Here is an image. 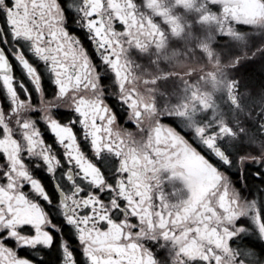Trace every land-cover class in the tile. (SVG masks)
Segmentation results:
<instances>
[{"label":"flooded vegetation","instance_id":"af4514ba","mask_svg":"<svg viewBox=\"0 0 264 264\" xmlns=\"http://www.w3.org/2000/svg\"><path fill=\"white\" fill-rule=\"evenodd\" d=\"M6 2L10 3V0ZM95 2L100 7V14L93 35L104 50V57L110 58L107 63L100 62L99 55L88 38L89 33L77 23L83 0H59L66 31L69 32V36L80 40L93 63L98 66V83L105 105L108 104L111 108L115 104L134 122L135 113L141 114L137 127L143 128L142 133L135 130L132 133L126 131L121 133L120 129L113 125V132L120 133L114 135L113 140L119 145L122 158L130 155L137 158L138 168L131 173L133 177L138 178L133 181L134 185L136 183L144 185L147 190L146 198L150 197L154 209L164 210L167 205V210L175 213L194 195H199L198 205L191 214L193 217L200 211L199 205L212 209V212L207 213L208 216L215 213L217 217H225L227 212L221 205V200H224L228 203L229 210L233 212L241 211L245 206L244 201L253 202L259 215L264 219V173L260 176L254 174L257 171V162L264 160V121H260L258 117L264 107H261L264 72H258L260 76L255 81H249L240 72L239 50L235 49L236 46L230 45L231 42L226 41L231 39L224 34L223 20L218 21L220 25L216 23L217 21L215 23L209 21V1L153 0V7L149 8L147 6L149 0H131L135 6L132 9L135 13V23L129 18L127 30L123 26L119 29L112 28V25L119 23L115 8L121 0ZM252 2L255 0H233L227 5L222 2L220 6L217 5L216 10L224 13L226 9H239L241 5L253 10ZM215 32L217 34L214 41L209 43V35ZM72 43L79 49L80 45H76L75 41ZM17 47L35 68L43 95L45 97L55 95L52 75L45 63L32 55L27 42L12 39L4 18L0 15V50L10 64L17 95L24 99L27 90L32 102L36 103L35 89L25 70L14 58ZM226 66L231 67L233 71L231 76L234 80L232 94L229 96L234 97L235 101L238 93L242 91L240 84L242 74L244 87L250 91L249 98L252 97L251 111L255 121L244 123V128L241 127L239 109L233 111L234 121L226 123L222 92L213 94L209 104L199 108L192 106L193 90L201 88L203 80L208 77L209 67L219 76L225 74ZM248 66L243 71L249 69ZM117 69L127 73L121 83H118L115 74ZM262 69L264 71V63ZM89 72L95 76L96 69L92 67V62L89 63ZM85 95L86 98L92 99L95 93ZM120 97H125L126 104L131 107H123L119 101ZM10 107L6 92L0 87V110L7 112ZM50 114L61 123L74 118V113L63 107L53 108ZM29 116L35 120L46 143L52 146L60 161V166L52 174L45 170L43 164L40 167L30 165L31 174L42 184L49 196L50 203L43 200H39V203L56 226L51 230L54 244L47 248L41 245L17 247L14 240H9L8 246L15 249L18 257L25 258L32 264H61L60 245L63 243L72 251L76 264H86L76 234L72 227L64 222L57 206L60 193L71 188L65 179L68 165L64 162L62 150L56 145L55 138L39 119L40 113L29 112ZM120 122L124 123L123 120ZM242 129H246L247 132L241 131ZM73 130L77 133L81 151L108 178L110 175L108 165H111L112 171L118 166L116 157L107 152L94 156L89 142L80 135L79 127L74 126ZM209 139L213 142L211 149L204 143ZM146 153L152 160L158 156L163 157L166 166L155 165V170L145 167L142 161ZM221 154L230 159L233 169L237 170L236 179L240 180L239 190L242 195L240 203L234 201L236 190L226 179L222 177L214 179L220 177L223 168H219L217 163L219 171L214 172L208 156L212 155L213 159H216ZM241 168L244 170L242 179L238 171ZM75 179L79 181V178ZM254 214L255 212L250 211L249 216ZM249 216H242L235 222L243 228V234L234 236L230 243L235 248L242 239L249 248H255L258 256H264V240L259 238L258 230ZM186 226L191 228L192 224L188 223ZM213 226L221 235L225 228L232 232L237 228L234 223L215 224V219L209 224L210 228ZM172 227L169 224V228ZM24 231L28 235L32 234L31 229ZM182 231V228H176L177 235ZM189 235L193 236L195 233ZM162 236L163 233L156 226L153 216L152 222L145 221L139 226V233H133L131 241L124 243H139L142 252L151 253L155 264H191L182 251L188 246L183 237L177 242L171 235L167 240ZM209 246L205 243V250ZM248 264H258V261L250 256Z\"/></svg>","mask_w":264,"mask_h":264},{"label":"snow or ice","instance_id":"6c2138e0","mask_svg":"<svg viewBox=\"0 0 264 264\" xmlns=\"http://www.w3.org/2000/svg\"><path fill=\"white\" fill-rule=\"evenodd\" d=\"M147 6L153 7V0H149ZM134 7L131 0H121L115 8L119 23L112 25V28L123 26L127 30L129 18L135 23ZM86 8L88 11H85ZM99 14L100 7L95 0H83L77 23L89 33L88 38L100 62L107 63L110 58L104 57V50L93 35ZM0 15L12 39L27 42L32 55L45 63L56 89L55 95L51 97L43 95L35 68L17 47L14 58L31 81L37 102H32L27 90L25 98L21 99L13 83L8 59L0 50V87L5 90L11 105L7 112L0 110V264H32L16 255L15 249L8 246L9 240H14L17 247L41 245L47 248L54 244L51 230L56 226L39 203V200L50 203L49 196L31 174L30 165L40 167L43 164L45 170L52 174L60 166V161L52 146L46 143L35 120L29 116V112L34 111L40 113L39 119L55 138L68 165L65 179L71 188L60 193L57 206L64 222L74 230L86 264H155L151 253L142 252L139 243H124L131 241L133 233H139V226L145 221L152 222L153 216L156 226L163 233L162 238L167 240L171 235L179 242L183 237L188 246L182 251L191 264H248L250 256L255 257L258 264H264V256H258L255 248H249L242 239L235 248L230 243L234 236L243 234V228L235 222L242 216H249L250 211L255 212L249 217L258 230L259 238L264 240V219L259 215L255 203L244 201L242 210L233 212L229 210L228 203L221 200L227 212L225 217H217L215 213L208 216L207 213L212 212V209L204 205H199L200 211L193 217L191 214L198 205L199 195H194L182 209L172 213L167 210V205L164 210L154 209L150 197L146 198L144 185H134L133 181L138 178L131 173L138 168L137 158L131 155L122 158L120 147L113 140V136L120 133L113 132V125L121 133H132L133 130L142 133L143 128L137 127L141 114L135 113L134 122L115 104L111 108L105 105L98 83V66L93 63L80 40L69 36L66 31L59 0H10V3L0 0ZM72 41L80 45L79 49ZM90 62L96 69L95 76L89 72ZM115 74L118 83L127 75L119 69ZM85 93H95L94 98H86ZM119 101L123 107H131L126 104L125 97H120ZM56 107L69 109L74 113V118L61 123L50 114ZM74 126L79 127L80 135L87 139L94 156L107 152L116 157L118 166L112 171L111 165H108V178L81 151ZM204 143L210 149L213 148L211 139ZM208 159L212 161L214 172L223 168L220 177L214 179H226L236 190L234 201L240 203V180L236 179L237 170L233 169L232 161L222 154L216 159L209 155ZM142 162L152 170H155V165L166 166L163 157L152 160L147 153ZM217 163L219 168L216 167ZM256 166L254 174L260 176L264 173V160H259ZM238 171L242 179L243 168ZM75 178H79V181ZM213 219L215 224L234 223L236 231L225 228L221 235L215 226L209 227ZM188 223L192 224L191 228L186 226ZM169 224L173 227L169 228ZM177 227L183 229L179 235L176 234ZM25 229H31L32 234L28 235ZM190 233L195 235L190 236ZM205 243L210 245L207 250L204 248ZM60 247L61 264H76L72 251L63 243ZM214 248L216 251H213Z\"/></svg>","mask_w":264,"mask_h":264},{"label":"rangeland","instance_id":"374dc122","mask_svg":"<svg viewBox=\"0 0 264 264\" xmlns=\"http://www.w3.org/2000/svg\"><path fill=\"white\" fill-rule=\"evenodd\" d=\"M208 16L209 21L216 22L218 25L220 20H223L224 24V34L227 35L231 41L230 45L236 46V50H239L240 58L238 64H240V72L243 74V70L246 66H251V69L258 63L255 67L257 72H264L262 65L264 63V0H255L251 4L253 10L247 9L244 5L241 8L235 10L226 9L224 13L218 12L217 5L230 4L233 0H208ZM220 11V10H219ZM257 11L259 12L257 14ZM216 12V13H215ZM235 27H239L235 28ZM216 32L209 35V43L214 41L216 37ZM211 46V44H209ZM260 62V63H259ZM248 66V67H249ZM215 70H211L209 67L208 77H206L201 88H196L193 90V103L194 107H201L203 105L209 104L211 102V97L216 92H222L224 105H225V121H234L233 111L240 110V122L241 127L246 122L255 121V116L251 111L252 97L250 96V91L244 87L242 81V74L240 78L241 92L238 93L235 99V103L230 100L232 94L234 80L231 76L233 71L231 67H225L224 75H215ZM230 75H229V74ZM197 92V94H195ZM261 107L264 106V95L262 97ZM200 110V109H198ZM195 116V115H194ZM193 116V117H194ZM260 121H264V107L262 109V114L258 115ZM195 121V118L192 119ZM241 131L247 132L246 129Z\"/></svg>","mask_w":264,"mask_h":264},{"label":"trees","instance_id":"16d2710c","mask_svg":"<svg viewBox=\"0 0 264 264\" xmlns=\"http://www.w3.org/2000/svg\"><path fill=\"white\" fill-rule=\"evenodd\" d=\"M258 63H256L257 65ZM256 65H254V67H256ZM254 67L251 69V66L248 67L249 69H246L245 71H243V74L245 76V78H247L249 81H255L256 79H259V73L254 69ZM254 69V70H253Z\"/></svg>","mask_w":264,"mask_h":264},{"label":"water","instance_id":"95a60500","mask_svg":"<svg viewBox=\"0 0 264 264\" xmlns=\"http://www.w3.org/2000/svg\"><path fill=\"white\" fill-rule=\"evenodd\" d=\"M230 100L233 102L234 101V97H230Z\"/></svg>","mask_w":264,"mask_h":264}]
</instances>
